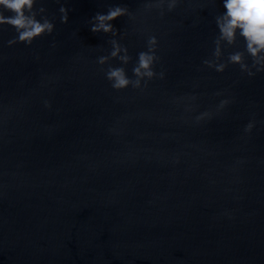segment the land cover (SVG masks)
<instances>
[{
    "label": "water",
    "instance_id": "obj_1",
    "mask_svg": "<svg viewBox=\"0 0 264 264\" xmlns=\"http://www.w3.org/2000/svg\"><path fill=\"white\" fill-rule=\"evenodd\" d=\"M115 6L129 11L112 22L118 34L93 33ZM223 11L222 0L172 11L167 0H37L51 35L10 47L15 29L0 27V264H264V72L204 64ZM151 35L165 78L113 90L105 72L135 80ZM113 41L127 64L111 58ZM221 47L225 61H251L239 36Z\"/></svg>",
    "mask_w": 264,
    "mask_h": 264
},
{
    "label": "clouds",
    "instance_id": "obj_2",
    "mask_svg": "<svg viewBox=\"0 0 264 264\" xmlns=\"http://www.w3.org/2000/svg\"><path fill=\"white\" fill-rule=\"evenodd\" d=\"M37 0H0V27L10 26L15 29V38L8 41L11 47L16 44L31 46L35 40L45 35H51L55 30V24L48 20H39L36 17L35 7ZM180 0H167V10H174ZM224 11L216 17V26L219 38L215 41V49L212 53L214 60H205L204 64L216 72L222 73L229 65L239 66L242 73L248 77H254L257 73L264 72V0H222ZM44 9L41 8V12ZM60 22H68L67 7H60ZM129 15L128 8L115 6L106 14L97 13L93 17L90 30L93 33L104 32L117 35L114 31L113 21L122 16ZM163 15V12H161ZM237 36L245 42V52L251 61H246L244 52H233L225 61L221 41L233 45ZM159 40L151 35L147 40V50L138 54L137 64L133 68L135 80L131 79L123 67H110L105 72V78L113 90L119 92L134 87L144 89L153 79L165 78V72L157 73L155 66L159 62L157 55ZM121 52L124 55H120ZM111 58H118L123 64L130 60L127 48H122L118 42L113 41ZM109 57H100L97 61L100 65L107 64ZM231 101L224 99L220 107L225 108ZM46 108H51V103L44 101ZM211 114L203 112L196 117L197 121L210 119ZM255 119L249 120L244 127V132L250 134L256 127Z\"/></svg>",
    "mask_w": 264,
    "mask_h": 264
}]
</instances>
